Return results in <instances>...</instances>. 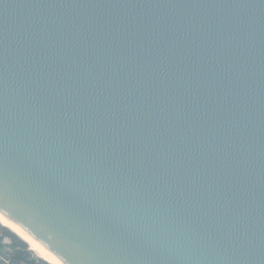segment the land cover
Instances as JSON below:
<instances>
[{
  "label": "water",
  "instance_id": "water-1",
  "mask_svg": "<svg viewBox=\"0 0 264 264\" xmlns=\"http://www.w3.org/2000/svg\"><path fill=\"white\" fill-rule=\"evenodd\" d=\"M3 228L47 264H264V0H0Z\"/></svg>",
  "mask_w": 264,
  "mask_h": 264
},
{
  "label": "trees",
  "instance_id": "trees-1",
  "mask_svg": "<svg viewBox=\"0 0 264 264\" xmlns=\"http://www.w3.org/2000/svg\"><path fill=\"white\" fill-rule=\"evenodd\" d=\"M2 235L0 237V263L10 264L13 262H22L26 258L30 257L31 251L27 250V245L24 241L18 238L15 234L10 232L8 229H2ZM3 237H10L12 240V245L14 248H18V251L14 254H9L5 251L6 246L3 244ZM28 264H47L42 260L31 259Z\"/></svg>",
  "mask_w": 264,
  "mask_h": 264
},
{
  "label": "rangeland",
  "instance_id": "rangeland-1",
  "mask_svg": "<svg viewBox=\"0 0 264 264\" xmlns=\"http://www.w3.org/2000/svg\"><path fill=\"white\" fill-rule=\"evenodd\" d=\"M2 235V230L0 229V237ZM3 244L6 246L5 251L9 254H14L18 251V248H14L12 245V240L10 237H3ZM31 259H37V260H42L40 259L38 256H36L35 254H31L30 257L26 258L25 260H23L22 262H11L10 264H28L30 262ZM43 261V260H42ZM44 262V261H43ZM46 263V262H45Z\"/></svg>",
  "mask_w": 264,
  "mask_h": 264
},
{
  "label": "built area",
  "instance_id": "built-area-1",
  "mask_svg": "<svg viewBox=\"0 0 264 264\" xmlns=\"http://www.w3.org/2000/svg\"><path fill=\"white\" fill-rule=\"evenodd\" d=\"M0 264H3V263H0ZM4 264H8V262L7 263H4Z\"/></svg>",
  "mask_w": 264,
  "mask_h": 264
}]
</instances>
